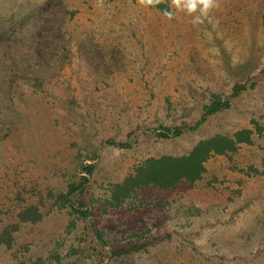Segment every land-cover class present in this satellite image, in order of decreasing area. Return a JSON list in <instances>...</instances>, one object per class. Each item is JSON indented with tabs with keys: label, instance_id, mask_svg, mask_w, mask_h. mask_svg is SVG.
<instances>
[{
	"label": "rangeland",
	"instance_id": "obj_1",
	"mask_svg": "<svg viewBox=\"0 0 264 264\" xmlns=\"http://www.w3.org/2000/svg\"><path fill=\"white\" fill-rule=\"evenodd\" d=\"M162 1L171 18L144 0H0V24L13 12L22 21L6 34L14 48L0 51V228L19 225L0 264H264V134L212 157L194 185L105 207L112 183L147 157L264 122V0H217L195 25ZM236 83L247 89L233 96ZM212 92L232 106L179 137L157 135L194 123ZM95 153L78 196L93 214L82 219L57 197ZM28 205L41 220L19 222Z\"/></svg>",
	"mask_w": 264,
	"mask_h": 264
},
{
	"label": "trees",
	"instance_id": "obj_2",
	"mask_svg": "<svg viewBox=\"0 0 264 264\" xmlns=\"http://www.w3.org/2000/svg\"><path fill=\"white\" fill-rule=\"evenodd\" d=\"M156 7L164 12V9L169 8L167 3L162 0H155L150 5ZM8 25L0 24V51L4 56L8 55L6 49L14 48L11 37L6 35L9 28L16 22H22L16 19L13 12L9 17ZM11 61V60H10ZM9 70V80H13V74L17 75L14 64L11 65ZM247 89L246 83H236L233 86V96L241 94L242 91ZM232 102L229 97H224L221 93L212 92L209 101L204 104L203 112L200 117L192 124L184 123L181 125L169 126L160 125L157 128V135L164 139L175 138L183 135L186 131L196 130L211 116L220 111L229 109ZM253 127H245L236 130L233 134L216 133L212 136L200 139L193 148L181 155L162 154L160 156H149L139 163L132 172L128 173L121 181L112 183L110 187V195L105 199L106 208H119L128 201H135L139 198L140 192L146 188L154 187L159 189H172L175 188L181 181L194 185L201 180L207 172L206 163L216 155H229L238 151L241 144H251L254 135L264 134V122L261 123L255 119L252 120ZM111 144L119 148L130 147L129 142L115 141L113 139L107 140ZM98 154L95 153L93 161L82 162L79 165V177L75 181H71L67 190L60 193L57 197V202L61 207H69L72 214L78 218L87 219L92 216L93 212L85 200L80 199L78 196L84 194L91 180L92 175L95 173L97 165L95 159ZM19 222H37L42 219V212L37 205H28L20 210L17 214ZM1 221V218H0ZM18 223H12L0 228V243L11 247L14 232L18 229ZM95 232L102 238V231L97 230L95 225L92 224ZM164 237H154L153 241L163 240ZM152 243L151 240L136 243L131 248L125 250L112 249L110 256H121L130 254L140 250H147L148 246ZM36 264V263H34Z\"/></svg>",
	"mask_w": 264,
	"mask_h": 264
},
{
	"label": "clouds",
	"instance_id": "obj_3",
	"mask_svg": "<svg viewBox=\"0 0 264 264\" xmlns=\"http://www.w3.org/2000/svg\"><path fill=\"white\" fill-rule=\"evenodd\" d=\"M146 5H152L155 0H144ZM175 5L178 9L185 11L192 16V23L198 24L201 17L205 16L209 10L217 7V0H175ZM165 15L172 17L174 15L171 8L164 9Z\"/></svg>",
	"mask_w": 264,
	"mask_h": 264
}]
</instances>
